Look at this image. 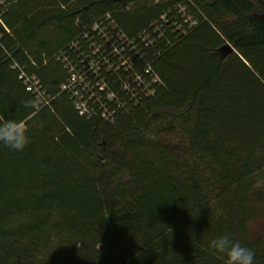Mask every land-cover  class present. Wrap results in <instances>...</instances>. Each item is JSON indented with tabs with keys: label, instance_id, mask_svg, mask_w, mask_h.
Segmentation results:
<instances>
[{
	"label": "trees",
	"instance_id": "trees-1",
	"mask_svg": "<svg viewBox=\"0 0 264 264\" xmlns=\"http://www.w3.org/2000/svg\"><path fill=\"white\" fill-rule=\"evenodd\" d=\"M179 2L197 24L147 53L164 85L114 122L81 116L59 58L81 28L110 14L135 37ZM4 22L0 115L30 143L0 144V264H223L218 235L264 264V0H20ZM14 61L50 105L20 107L37 98Z\"/></svg>",
	"mask_w": 264,
	"mask_h": 264
},
{
	"label": "built area",
	"instance_id": "built-area-1",
	"mask_svg": "<svg viewBox=\"0 0 264 264\" xmlns=\"http://www.w3.org/2000/svg\"><path fill=\"white\" fill-rule=\"evenodd\" d=\"M18 1L0 0V40L1 27L9 32L4 16ZM196 24L197 20L187 12L183 2L176 3L135 37L128 36L106 14L89 28H81L80 35L69 45L75 57L67 52L59 56L69 71L62 91L70 95L81 116L87 119L101 116L114 122L118 113H129L143 98L154 96L164 85L147 53L158 39L164 38L165 25H170L174 33L182 34L186 31L184 25L191 28ZM11 68L19 71V79L40 100V105H50L51 99L35 76L28 75L16 61L11 63Z\"/></svg>",
	"mask_w": 264,
	"mask_h": 264
},
{
	"label": "clouds",
	"instance_id": "clouds-1",
	"mask_svg": "<svg viewBox=\"0 0 264 264\" xmlns=\"http://www.w3.org/2000/svg\"><path fill=\"white\" fill-rule=\"evenodd\" d=\"M40 100H23L22 108H36ZM19 110V109H18ZM30 143L29 129L23 120L6 119L0 115V144L9 150L22 152ZM210 248L223 259V264H254L253 249L242 246L229 235H218L210 241Z\"/></svg>",
	"mask_w": 264,
	"mask_h": 264
},
{
	"label": "rangeland",
	"instance_id": "rangeland-1",
	"mask_svg": "<svg viewBox=\"0 0 264 264\" xmlns=\"http://www.w3.org/2000/svg\"><path fill=\"white\" fill-rule=\"evenodd\" d=\"M254 228L255 242L257 241V244H260L264 248V212L257 216Z\"/></svg>",
	"mask_w": 264,
	"mask_h": 264
},
{
	"label": "water",
	"instance_id": "water-1",
	"mask_svg": "<svg viewBox=\"0 0 264 264\" xmlns=\"http://www.w3.org/2000/svg\"><path fill=\"white\" fill-rule=\"evenodd\" d=\"M127 1H128V0H123L124 4H126V3H127Z\"/></svg>",
	"mask_w": 264,
	"mask_h": 264
},
{
	"label": "crops",
	"instance_id": "crops-1",
	"mask_svg": "<svg viewBox=\"0 0 264 264\" xmlns=\"http://www.w3.org/2000/svg\"><path fill=\"white\" fill-rule=\"evenodd\" d=\"M6 25V24H5Z\"/></svg>",
	"mask_w": 264,
	"mask_h": 264
}]
</instances>
